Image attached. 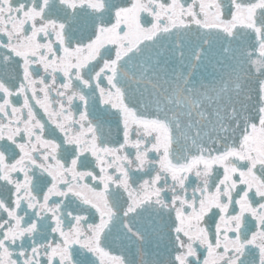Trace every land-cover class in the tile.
Here are the masks:
<instances>
[{
	"label": "snow or ice",
	"instance_id": "1",
	"mask_svg": "<svg viewBox=\"0 0 264 264\" xmlns=\"http://www.w3.org/2000/svg\"><path fill=\"white\" fill-rule=\"evenodd\" d=\"M0 264H264V0H0Z\"/></svg>",
	"mask_w": 264,
	"mask_h": 264
}]
</instances>
